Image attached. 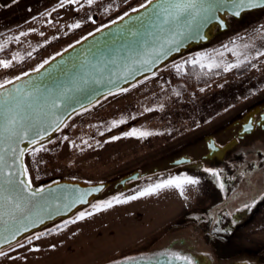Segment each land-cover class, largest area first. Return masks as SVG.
I'll return each mask as SVG.
<instances>
[{
    "label": "rangeland",
    "instance_id": "obj_1",
    "mask_svg": "<svg viewBox=\"0 0 264 264\" xmlns=\"http://www.w3.org/2000/svg\"><path fill=\"white\" fill-rule=\"evenodd\" d=\"M142 1L0 0V49L9 45L13 48L7 62L9 67H3L5 63L0 67V84L37 67L52 54ZM193 60L207 68H220L225 74L206 86L188 87L172 82L173 77L178 78L184 71L185 64H180L112 96L75 119L57 141L54 151H39L31 156L27 161L31 173L60 170L100 178L194 135L263 94L264 25ZM244 63H251L252 67L238 74ZM140 194L118 200L122 241L127 244L113 256L96 262L89 259L95 254L96 245L61 243L50 236L43 245L35 243L38 239L31 242L34 247L31 246L25 262L105 264L109 260L135 257L174 219L181 204L180 195L170 189ZM14 263L10 257L0 261V264Z\"/></svg>",
    "mask_w": 264,
    "mask_h": 264
},
{
    "label": "water",
    "instance_id": "obj_2",
    "mask_svg": "<svg viewBox=\"0 0 264 264\" xmlns=\"http://www.w3.org/2000/svg\"><path fill=\"white\" fill-rule=\"evenodd\" d=\"M216 19L193 38L188 16L163 23L164 0H143L49 56L35 68L1 83L0 101V255L150 186H139L138 163L158 158L175 144L100 178L60 170L31 173L27 160L37 148L52 152L66 128L116 94L240 38L264 23V6L232 14L237 0H211ZM184 33L181 35L180 33ZM178 42V43H177ZM15 118V127L8 121ZM43 138L36 145L30 128ZM7 129V130H5ZM23 134V139H21ZM201 134V133H200ZM194 135L185 141L200 136ZM39 152V151H38ZM23 153V155H21ZM27 169L26 176L21 175ZM31 180V196L20 180ZM131 182V183H130ZM130 183V184H129ZM18 205V207H17ZM109 264H187L162 256L122 259Z\"/></svg>",
    "mask_w": 264,
    "mask_h": 264
},
{
    "label": "flooded vegetation",
    "instance_id": "obj_3",
    "mask_svg": "<svg viewBox=\"0 0 264 264\" xmlns=\"http://www.w3.org/2000/svg\"><path fill=\"white\" fill-rule=\"evenodd\" d=\"M194 135L133 170L143 187L184 178L198 183L183 185V194L167 187L181 197L177 214L129 259L167 256L187 264H264V93Z\"/></svg>",
    "mask_w": 264,
    "mask_h": 264
},
{
    "label": "crops",
    "instance_id": "obj_4",
    "mask_svg": "<svg viewBox=\"0 0 264 264\" xmlns=\"http://www.w3.org/2000/svg\"><path fill=\"white\" fill-rule=\"evenodd\" d=\"M160 190L165 191L168 188H162ZM117 204L119 203H112L111 207L96 209L88 215H85L83 219L79 218L59 231H55V233L48 237L38 239L35 243L43 245L45 240L50 238V236H54L55 241L61 243L69 241L74 245H82L83 243L88 246L96 245L97 250H95V254L89 258L96 260V262L109 258L117 253V251H121L127 244L122 241L123 232L121 231H123V223L120 221L117 213L120 206ZM31 246L34 247L33 243L15 249L7 255L1 256L0 261L10 257V260L15 262L14 264H31L32 260H29L28 263L25 262L27 253L32 250ZM20 256L23 257L21 258ZM111 261L109 260V262Z\"/></svg>",
    "mask_w": 264,
    "mask_h": 264
},
{
    "label": "snow or ice",
    "instance_id": "obj_5",
    "mask_svg": "<svg viewBox=\"0 0 264 264\" xmlns=\"http://www.w3.org/2000/svg\"><path fill=\"white\" fill-rule=\"evenodd\" d=\"M71 2H75V0H71ZM91 2V0H89ZM149 3H152L153 0H148ZM165 6H159V10L157 12L158 16L163 17V23L167 24L169 20H178L180 16H188L190 19L186 21L188 25V31L192 34L193 38L200 35V30L202 27L206 26L208 23L213 22L216 19V12L219 11L218 8L215 7V5L211 2V0H164ZM258 6H264V0H237V4L235 9H233L232 14L235 16H239L241 11L244 8H251V7H258ZM77 27L79 25H76ZM181 35H184V33H180ZM178 43V42H177ZM3 67L7 68L9 67V64L5 63L3 64ZM4 85L0 84V88H3ZM7 101H0V105L6 104ZM19 123L15 118H12L8 121V125L11 127H15V125ZM7 130V129H5ZM28 131H33L34 138L29 140V143L32 145H36L39 142V139L43 138V133L41 129L39 128H30ZM21 139H23V134H21ZM43 148H37L35 151H41ZM35 153H33L34 155ZM23 155V153H21ZM0 160H2V157H0ZM27 169H24V172L21 173V175L26 176ZM213 175H217L216 173H213ZM19 183L21 185H24V191H28L31 196H36L38 193H42L43 189H38L37 192L31 191V180L27 179L20 180ZM198 181L190 178H184L183 180H169L166 184H158L154 188H149L145 192H142L140 195H148L152 194L162 188L167 187H176L180 190L181 194H183L184 188L183 185L190 184L195 185ZM5 191L2 184H0V194H2ZM135 199V197H133ZM119 202V201H117ZM112 204L109 202L106 207H111ZM18 207V205H17ZM80 219L84 218V214L82 213L79 217ZM37 239L40 237L37 236ZM31 242V241H29ZM38 250V249H37ZM167 255V254H165ZM179 259V257H177ZM187 260V258H185Z\"/></svg>",
    "mask_w": 264,
    "mask_h": 264
},
{
    "label": "trees",
    "instance_id": "obj_6",
    "mask_svg": "<svg viewBox=\"0 0 264 264\" xmlns=\"http://www.w3.org/2000/svg\"><path fill=\"white\" fill-rule=\"evenodd\" d=\"M12 51L13 48L10 45L0 49V67L3 63L10 61ZM251 67V63H244L239 67L237 73L243 74L249 71ZM224 74L225 73L220 68H207L193 60L185 63L184 71L178 78L173 77L172 82L182 83L188 87L206 86L212 83L216 78L224 76Z\"/></svg>",
    "mask_w": 264,
    "mask_h": 264
}]
</instances>
